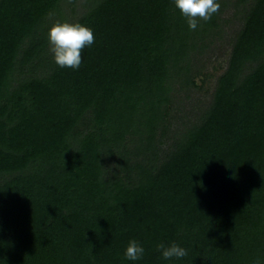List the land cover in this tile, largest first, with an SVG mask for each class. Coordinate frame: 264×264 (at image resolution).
I'll return each instance as SVG.
<instances>
[{
    "label": "trees",
    "instance_id": "16d2710c",
    "mask_svg": "<svg viewBox=\"0 0 264 264\" xmlns=\"http://www.w3.org/2000/svg\"><path fill=\"white\" fill-rule=\"evenodd\" d=\"M58 21L94 30L78 70L53 61ZM231 23L228 65L194 102ZM133 238L146 250L135 262ZM171 242L186 261L162 259ZM257 259L264 0H221L196 30L173 0H0V264Z\"/></svg>",
    "mask_w": 264,
    "mask_h": 264
},
{
    "label": "clouds",
    "instance_id": "9594fccd",
    "mask_svg": "<svg viewBox=\"0 0 264 264\" xmlns=\"http://www.w3.org/2000/svg\"><path fill=\"white\" fill-rule=\"evenodd\" d=\"M174 6L187 19L188 27L196 30L199 20H210L219 12L221 0H173ZM50 45L49 51L53 61L61 68L78 70L83 62L82 50L90 47L95 41L94 30L80 22L58 21L47 32ZM160 255L166 261H186L189 252L176 242L157 245ZM143 244L136 239H130L123 253V258L130 261L142 260L145 255ZM255 264H262L257 259Z\"/></svg>",
    "mask_w": 264,
    "mask_h": 264
},
{
    "label": "rangeland",
    "instance_id": "374dc122",
    "mask_svg": "<svg viewBox=\"0 0 264 264\" xmlns=\"http://www.w3.org/2000/svg\"><path fill=\"white\" fill-rule=\"evenodd\" d=\"M231 1L235 2L236 0ZM70 6L72 5L70 4ZM234 12L235 9L233 7H230L225 14V18H233ZM233 22L236 23V20H233ZM234 23L226 25L224 34L218 40L219 50H213L209 57L210 60L206 58V60L204 61V63L206 64L207 78L206 82L203 85L204 89H197L191 92L194 102H197L198 99H202L205 101L209 99L210 94L216 86L219 75L226 69L228 65L227 62L229 54L231 52V45L229 44L228 39H230L231 37L230 33L236 28V25Z\"/></svg>",
    "mask_w": 264,
    "mask_h": 264
}]
</instances>
